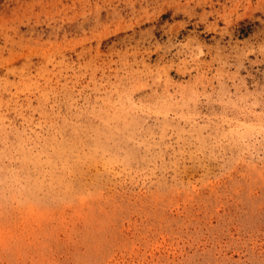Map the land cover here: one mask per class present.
Returning <instances> with one entry per match:
<instances>
[{
  "label": "rangeland",
  "instance_id": "1",
  "mask_svg": "<svg viewBox=\"0 0 264 264\" xmlns=\"http://www.w3.org/2000/svg\"><path fill=\"white\" fill-rule=\"evenodd\" d=\"M0 264H264V0H0Z\"/></svg>",
  "mask_w": 264,
  "mask_h": 264
}]
</instances>
